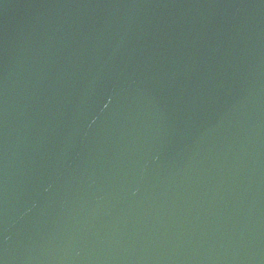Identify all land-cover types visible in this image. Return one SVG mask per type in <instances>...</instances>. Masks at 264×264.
Listing matches in <instances>:
<instances>
[{"label":"water","instance_id":"95a60500","mask_svg":"<svg viewBox=\"0 0 264 264\" xmlns=\"http://www.w3.org/2000/svg\"><path fill=\"white\" fill-rule=\"evenodd\" d=\"M0 264H264V0H0Z\"/></svg>","mask_w":264,"mask_h":264}]
</instances>
